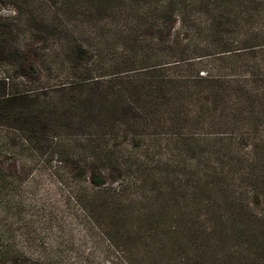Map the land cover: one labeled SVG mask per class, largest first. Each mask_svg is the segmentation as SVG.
I'll return each mask as SVG.
<instances>
[{
	"label": "trees",
	"instance_id": "obj_1",
	"mask_svg": "<svg viewBox=\"0 0 264 264\" xmlns=\"http://www.w3.org/2000/svg\"><path fill=\"white\" fill-rule=\"evenodd\" d=\"M3 3L0 193L31 152L110 264H264V75L167 74L264 47V0Z\"/></svg>",
	"mask_w": 264,
	"mask_h": 264
},
{
	"label": "rangeland",
	"instance_id": "obj_2",
	"mask_svg": "<svg viewBox=\"0 0 264 264\" xmlns=\"http://www.w3.org/2000/svg\"><path fill=\"white\" fill-rule=\"evenodd\" d=\"M10 12L11 7L0 4V14ZM221 58L186 63L182 69H172L167 74L190 76L202 71L211 75H264V47ZM6 68L0 64V73ZM28 155L32 156L31 152L24 158H14L16 171L5 170L11 176L0 193V249H13L39 260L48 254H61L55 261L61 264H110L107 242L89 226L77 206L68 203L67 187L54 176V168L37 161L26 163Z\"/></svg>",
	"mask_w": 264,
	"mask_h": 264
}]
</instances>
